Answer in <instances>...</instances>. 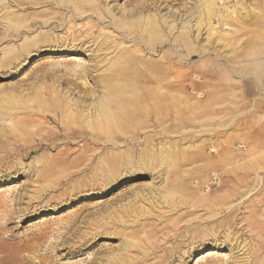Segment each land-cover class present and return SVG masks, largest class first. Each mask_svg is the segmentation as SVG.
Returning <instances> with one entry per match:
<instances>
[{
  "label": "rangeland",
  "instance_id": "374dc122",
  "mask_svg": "<svg viewBox=\"0 0 264 264\" xmlns=\"http://www.w3.org/2000/svg\"><path fill=\"white\" fill-rule=\"evenodd\" d=\"M32 1L0 0V264H264L259 1L224 0L199 29L196 0L91 1L102 24L77 48ZM133 53L167 81L100 80Z\"/></svg>",
  "mask_w": 264,
  "mask_h": 264
},
{
  "label": "bare ground",
  "instance_id": "6f19581e",
  "mask_svg": "<svg viewBox=\"0 0 264 264\" xmlns=\"http://www.w3.org/2000/svg\"><path fill=\"white\" fill-rule=\"evenodd\" d=\"M17 1H19V0H17ZM91 1L100 2L101 0H33L31 2V4L33 5L31 7V9L38 10L40 8V9H47V11L49 10V12H50L49 15L51 17L47 20H44L43 22H38L39 26L41 28H50L51 30H56L57 28L64 29L66 31L65 33H67V36L65 35L64 38L59 37L60 43L62 45L77 48V47H80L79 45H81V46H84L85 44L90 45L91 41L89 42V39L88 40L86 39L87 40V41L85 40L86 42L84 40L81 41L78 37L71 36V33L87 32L88 30L86 31L84 29L85 31H82L81 29L84 28V26L87 27V25L91 24V23L102 24L100 19L94 15L95 10H89V11L86 10V7H89V6L96 7V6H93L92 3H90ZM223 1L224 0H196L194 7H192L191 11L188 12L189 15L186 16V18L187 19H189V18L194 19L196 21L197 29L202 27L204 25V23H207L210 25V24L216 22L219 25H223L224 20L227 16L225 15L226 16L225 17L224 14L220 12V8H218V7L222 6V3H224ZM258 1H259L258 5H261L262 7H264V0H258ZM219 4H220V6H219ZM64 11H68V15H63L62 12H64ZM132 12L133 11L130 12V10H129L128 13H126V15L124 16L125 17L124 20L128 22V25L135 26V28H136L137 22L132 21L130 19V15ZM256 18L258 19V21L260 23L263 22L259 15ZM109 22L112 23V21H110V20H109ZM185 22H186V20H185ZM35 23H37V22H35ZM79 23L83 24V25H81L80 29L76 28V26ZM114 23H116V22H114ZM157 24H158V21L156 19V16H154V15L150 16L146 20V23H145L147 29L142 30V32L137 31L138 34H137V38H136L135 42L138 41V48L139 49L142 48V49L150 50L152 48V45H150V44L148 45L149 42L148 43L145 42V34L148 33L149 35H152L153 38H156L158 33H159L158 29L161 28V27H158ZM139 25H140V23H139ZM79 27H80V25H79ZM184 33H185V31H184ZM216 34H218L217 31L210 33L211 36H214ZM91 40H93V39H91ZM177 41H179V45H180V46H178V49H185L186 48L188 50L189 46H191V43L189 42L188 33L181 36ZM213 41L216 44H218L222 41V37L219 36V37H217V39L213 38ZM60 43H57V44H60ZM211 43H212V41H211ZM121 58L122 59L119 62H117V64L113 63L111 68L106 70V72L109 71L112 73L111 76H108L107 75L108 73H104L103 71L101 72L100 80L102 82H107V83L111 84L112 81H114V80L115 81L139 80L140 82H142L144 84L157 85V83L158 82L160 83L162 81V79H163V81H167V79H168L167 77L164 78L163 75L155 74V73L152 76H146L144 74V71H149L150 72L149 74L151 75V73L155 69L152 68L151 63L147 64L148 62L142 61V59L140 57L138 58L134 53L131 54L130 56H122ZM153 65H155L157 69H160L159 63H153ZM158 75H160L162 77V79ZM106 87H108V86H106ZM84 90L86 91V89H84ZM88 91H91V90H88ZM115 93H116V91H114L113 89L107 90V92H105L106 96H105V102H103L104 103L103 106H104V109H106V111L109 109V106L111 105V101H112L111 97L115 96ZM156 96H157V94L154 91L152 93L151 99L154 100L156 98ZM157 109H159V107L156 105V103H153V105L151 106V110H152L154 115L157 114ZM138 111L139 110H135L134 112H132V116H140L141 113H139ZM95 112H96V110H95ZM102 114L103 113H100L99 111H97L96 114L95 113L92 114V117L95 120H98L100 117H102ZM87 115H89V114H87ZM225 240L227 242L231 241L229 237H226Z\"/></svg>",
  "mask_w": 264,
  "mask_h": 264
}]
</instances>
